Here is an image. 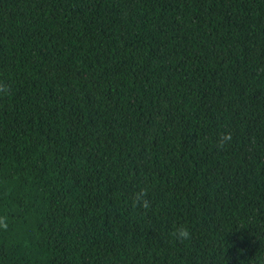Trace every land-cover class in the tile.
Returning a JSON list of instances; mask_svg holds the SVG:
<instances>
[{
	"label": "trees",
	"instance_id": "trees-1",
	"mask_svg": "<svg viewBox=\"0 0 264 264\" xmlns=\"http://www.w3.org/2000/svg\"><path fill=\"white\" fill-rule=\"evenodd\" d=\"M0 81V264H264V0H0Z\"/></svg>",
	"mask_w": 264,
	"mask_h": 264
},
{
	"label": "clouds",
	"instance_id": "clouds-1",
	"mask_svg": "<svg viewBox=\"0 0 264 264\" xmlns=\"http://www.w3.org/2000/svg\"><path fill=\"white\" fill-rule=\"evenodd\" d=\"M11 95V87L3 81H0V98L8 97ZM233 141V134L231 131H221L218 138L213 141L216 149L223 151ZM131 206L134 210L142 209L146 213L152 208V201L150 199V193L148 187L140 188L131 200ZM7 218L0 217V228H7ZM174 241L184 243L190 241L192 238V232L187 225L181 224L174 226L170 233Z\"/></svg>",
	"mask_w": 264,
	"mask_h": 264
}]
</instances>
